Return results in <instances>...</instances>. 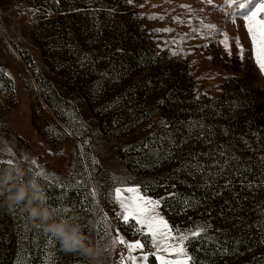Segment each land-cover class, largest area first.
I'll return each instance as SVG.
<instances>
[{"label":"rangeland","instance_id":"1","mask_svg":"<svg viewBox=\"0 0 264 264\" xmlns=\"http://www.w3.org/2000/svg\"><path fill=\"white\" fill-rule=\"evenodd\" d=\"M230 11L224 0H0V160L36 173L27 156L50 174L37 177L44 203L81 225L103 264L127 252L97 242L102 217L113 239L145 235L117 215L110 174L160 200L166 221L162 207L184 201L172 243L183 236L198 264H264V72ZM0 264L91 261L0 197Z\"/></svg>","mask_w":264,"mask_h":264},{"label":"snow or ice","instance_id":"2","mask_svg":"<svg viewBox=\"0 0 264 264\" xmlns=\"http://www.w3.org/2000/svg\"><path fill=\"white\" fill-rule=\"evenodd\" d=\"M207 3L211 4L212 0H207ZM224 3L231 10L229 13L230 18L239 17L244 21L247 35L251 40L255 62L259 66V70L264 72V0H224ZM210 27L214 28L215 26ZM228 39L226 37L221 43L224 44L225 50L231 56L232 52ZM232 39L235 46L239 49L240 58L243 59L245 49L239 43L240 38L234 37ZM7 153L10 157L15 156L11 148L7 149ZM60 154L62 155L63 153ZM24 159L30 165H36L40 169L36 171L37 177H41L44 180L50 179V174L45 172L42 166L37 164L36 160H29L27 156ZM91 161L93 166L99 163L95 157H91ZM12 163H14L13 159L0 160V170H3L4 166L9 167ZM29 169L31 170V168ZM131 179V177L110 174V180L117 185L110 194L113 202L119 206L120 212L117 215L122 219L123 223L134 228L136 233H145L143 242L139 240L128 242L123 236L119 235L114 239L111 238L107 219L104 217L101 218L100 227L97 229V242L100 243L104 239H109L110 243L106 247H115L117 244L123 246L127 254L121 253L119 264H198L187 253V245L183 242V236L179 237L178 242L172 243L175 239L173 236L174 230L169 227L167 221L158 212L161 201L146 198V195L142 194L138 187L126 186ZM77 183L79 186L80 182ZM88 195L94 198L96 192L92 191ZM89 207H94V204L90 203ZM53 211L55 212L56 209H53ZM64 211L67 213L69 209ZM61 219H68V217L62 216ZM133 221L134 223H132ZM175 232L178 235L179 229H175ZM51 235L55 237L52 233ZM193 235H198V233H193ZM145 244L155 250L152 254L155 256L154 261H150V254L143 252Z\"/></svg>","mask_w":264,"mask_h":264},{"label":"clouds","instance_id":"3","mask_svg":"<svg viewBox=\"0 0 264 264\" xmlns=\"http://www.w3.org/2000/svg\"><path fill=\"white\" fill-rule=\"evenodd\" d=\"M0 197L10 209L20 206L35 227L43 226L52 233L65 252L79 253L91 264H103L104 249L90 242L81 225L71 218L55 219L51 206L44 203V186L23 162L16 161L0 173Z\"/></svg>","mask_w":264,"mask_h":264},{"label":"trees","instance_id":"4","mask_svg":"<svg viewBox=\"0 0 264 264\" xmlns=\"http://www.w3.org/2000/svg\"><path fill=\"white\" fill-rule=\"evenodd\" d=\"M261 161V159H258V163ZM232 162L233 163H238V160L237 159H233L232 160ZM253 162H255V160H253ZM257 163V162H256ZM157 191L158 192H153V196L155 197V198H159L160 196H162L165 192H163L162 191V189H157ZM183 203H184V201L183 200H181V199H179L178 201H176V202H171V201H169V205H170V207H169V209H170V211L168 212V211H166L165 209H164V207H162V211H163V213H164V215L166 216V219H167V221H168V223H169V225H170V227L173 229V230H175V229H179L180 231L181 230H184V228H185V226H186V224H182V223H184V222H188L187 220H181V218H180V216H177V217H174V216H172L174 213L176 214V213H178V211L180 210V208L182 207V205H183ZM189 215H195L196 213H198V212H201V211H197L198 210V208L197 207H192V206H190L189 207ZM203 211V210H202ZM171 213V214H170ZM237 223V222H236ZM181 225L180 227L181 228H177V225ZM230 228H233V229H237V225H233V226H231ZM234 231V235H239V238H238V243H242V244H244V236H243V234L241 233L242 231H240V229H238V232H236V230H233ZM239 245H241V244H239ZM189 248V252L191 253V257H192V253H193V249L192 248H190V247H188ZM228 254H233V255H235V252H236V247H233V246H228ZM237 253V252H236ZM194 254H197L198 256H200L201 257V253H199V252H197V251H195L194 252ZM198 258L199 257H195V256H193L192 257V259H193V261H198ZM220 258H223V256H220ZM212 263H214V262H212Z\"/></svg>","mask_w":264,"mask_h":264}]
</instances>
